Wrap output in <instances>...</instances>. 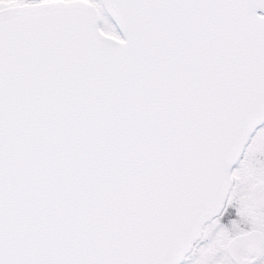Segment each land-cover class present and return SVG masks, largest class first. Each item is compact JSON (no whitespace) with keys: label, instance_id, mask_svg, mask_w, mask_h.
<instances>
[{"label":"snow or ice","instance_id":"snow-or-ice-1","mask_svg":"<svg viewBox=\"0 0 264 264\" xmlns=\"http://www.w3.org/2000/svg\"><path fill=\"white\" fill-rule=\"evenodd\" d=\"M0 264H264V0H0Z\"/></svg>","mask_w":264,"mask_h":264}]
</instances>
